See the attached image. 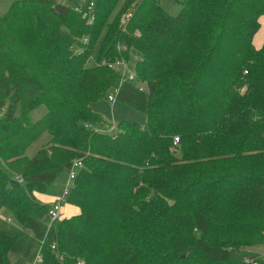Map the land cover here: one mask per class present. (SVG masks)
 Masks as SVG:
<instances>
[{"label": "trees", "instance_id": "obj_1", "mask_svg": "<svg viewBox=\"0 0 264 264\" xmlns=\"http://www.w3.org/2000/svg\"><path fill=\"white\" fill-rule=\"evenodd\" d=\"M176 1L173 16L161 0H96L93 26L78 0H14L0 15V215L12 220L0 218V264L43 241L41 264H264L247 250L264 245V0ZM118 44L142 54L148 92L125 84L117 102L146 122L111 135L95 131L111 126L95 108L120 76L86 63L121 56ZM76 160L68 204L81 214L48 228L35 193L56 195Z\"/></svg>", "mask_w": 264, "mask_h": 264}, {"label": "built area", "instance_id": "obj_2", "mask_svg": "<svg viewBox=\"0 0 264 264\" xmlns=\"http://www.w3.org/2000/svg\"><path fill=\"white\" fill-rule=\"evenodd\" d=\"M60 3L65 2V0H59ZM79 4L72 7L74 12L80 14L82 18L87 22L89 26H93L96 22V0H78ZM132 17L131 13H128L122 22V29L126 27L127 22ZM136 36H140L139 31L136 32ZM90 42L89 37H84L80 40V45H77L72 48V51L75 54H81L84 52L85 47L88 46ZM117 50L121 53V56L116 58H102L100 60H96L95 56H91L90 59L87 61L86 65L90 67H106L109 70L117 73L120 76V83L117 86H113L107 96L106 100L111 103H117L118 95L121 91V88L125 84H132L136 87L140 92L147 93L148 92V85L138 77L137 74V66L139 63L143 62V56L134 48L129 49L126 45L118 44ZM127 55V56H126ZM86 128H91L90 125H87ZM96 132L100 133H107V134H117L118 126L116 123L111 124L107 129L96 128ZM180 139L175 138L174 141V150L179 145ZM83 168V163L81 160H76L72 163L70 169L68 170V180L63 187L62 192L57 196L54 202L51 205V208L48 212V217L52 220L51 224L48 228L52 227L53 224L57 221L62 220V210L63 207L68 204V198L70 193L74 187V181L78 175V172ZM22 182V179H20ZM8 222H12L11 219H7ZM44 241L40 243L43 245ZM52 250L57 253V257L62 260L63 256L57 252V245L53 244ZM43 260L42 254L40 252L37 260L33 264H41ZM82 264V263H81ZM257 264V263H253Z\"/></svg>", "mask_w": 264, "mask_h": 264}, {"label": "rangeland", "instance_id": "obj_3", "mask_svg": "<svg viewBox=\"0 0 264 264\" xmlns=\"http://www.w3.org/2000/svg\"><path fill=\"white\" fill-rule=\"evenodd\" d=\"M59 1V0H58ZM162 7L169 14L177 16L181 11V6L176 0H161ZM8 8L2 9L0 5V15H5ZM47 112L46 107H40L39 109L31 113V118L33 121L39 120ZM95 112L99 113L107 123H120L121 121H128L132 123H138L144 125L146 122V117L143 113H140L127 105L120 102L111 104L106 99L100 101L98 106L95 108ZM49 137L43 135L37 142H35L27 152L29 157H33L40 149H42L48 142ZM64 187V186H63ZM47 226H49L52 220L46 218ZM250 252H258L264 258V245L256 246L247 249ZM41 252V245L37 243L34 250L29 258H24L21 255H12L11 264H33Z\"/></svg>", "mask_w": 264, "mask_h": 264}, {"label": "crops", "instance_id": "obj_4", "mask_svg": "<svg viewBox=\"0 0 264 264\" xmlns=\"http://www.w3.org/2000/svg\"><path fill=\"white\" fill-rule=\"evenodd\" d=\"M13 1L14 0H0V5H2V9L8 8V10H9ZM254 45L257 49H261L264 45V18L262 19V28L260 29V31L258 32L256 37L254 38ZM67 180H68V174L65 175L63 177L62 182L57 185V194L56 195L48 196V195L35 193L36 198L38 199V201H40V203L51 206L52 203L54 202V200L57 198V196H59V194L62 192L63 186L65 187ZM80 214H81L80 208L73 206L71 204H66L62 210V219H70V218H72L74 216H78ZM9 217L10 216L7 212H3L0 215V218H2V219H9ZM256 253H258V252H256ZM258 254H260V253H258Z\"/></svg>", "mask_w": 264, "mask_h": 264}]
</instances>
